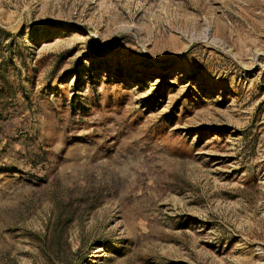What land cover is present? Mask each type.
I'll return each mask as SVG.
<instances>
[{
  "label": "rangeland",
  "instance_id": "rangeland-1",
  "mask_svg": "<svg viewBox=\"0 0 264 264\" xmlns=\"http://www.w3.org/2000/svg\"><path fill=\"white\" fill-rule=\"evenodd\" d=\"M0 264H264V0H0Z\"/></svg>",
  "mask_w": 264,
  "mask_h": 264
}]
</instances>
